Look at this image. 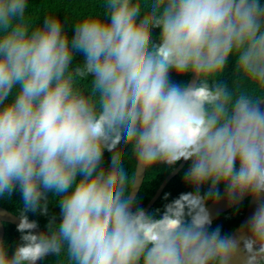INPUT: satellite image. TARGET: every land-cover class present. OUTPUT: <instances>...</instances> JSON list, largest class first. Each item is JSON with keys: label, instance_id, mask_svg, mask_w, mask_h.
Instances as JSON below:
<instances>
[{"label": "clouds", "instance_id": "9594fccd", "mask_svg": "<svg viewBox=\"0 0 264 264\" xmlns=\"http://www.w3.org/2000/svg\"><path fill=\"white\" fill-rule=\"evenodd\" d=\"M98 5L0 0V264H264V0ZM154 169L186 190L146 209Z\"/></svg>", "mask_w": 264, "mask_h": 264}, {"label": "trees", "instance_id": "16d2710c", "mask_svg": "<svg viewBox=\"0 0 264 264\" xmlns=\"http://www.w3.org/2000/svg\"><path fill=\"white\" fill-rule=\"evenodd\" d=\"M99 5L98 0H30V13L34 18H42L46 13H55L58 15H67L70 20H76L84 15L89 13L98 12ZM137 30L142 29V25L139 23L137 24ZM229 69H231V62L229 64ZM226 77L228 73L226 72ZM100 161L98 160V163ZM186 166V165H185ZM168 173L166 171H158L152 170L151 172L146 171L143 182L140 186V191H138L137 195H140L141 202L145 206L150 198L154 195L157 188L159 187L162 180ZM102 175V173H101ZM102 182V181H101ZM185 186L182 183L181 176L178 173L174 176L165 186L164 190L162 191L159 198L155 201L151 208L159 207L162 205L163 201L161 197L165 191L170 192L171 195L174 197L179 192L185 191ZM18 199V197L13 198ZM248 203H245L239 210V213L235 216L232 215V209L228 210L224 214L220 215L215 221V223H219L222 225L225 231L235 229L238 224L240 223L246 207ZM0 208L5 210H11L12 212L15 211L16 205L12 202H2L0 201ZM150 208V209H151ZM50 212H58V209L55 208L53 205L50 204L49 206ZM35 218L39 221L40 225L43 226L46 223L45 217H31ZM4 239L8 242L14 241L18 237V233L15 230V226L4 223ZM42 264H56L55 258L48 257Z\"/></svg>", "mask_w": 264, "mask_h": 264}, {"label": "water", "instance_id": "95a60500", "mask_svg": "<svg viewBox=\"0 0 264 264\" xmlns=\"http://www.w3.org/2000/svg\"><path fill=\"white\" fill-rule=\"evenodd\" d=\"M178 173H176L175 175L168 173L165 178L162 180V182L160 183L159 187L157 188L156 192L154 193V195L150 198V200L147 202V204L145 205L146 209H150L152 207V205L155 203V201L159 198V196L161 195L162 191L164 190L165 186L167 185V183L174 177L176 176ZM145 173L143 175V177L138 181L139 186H141L143 179H144ZM138 193V192H137ZM254 208V204H251L250 202H248L245 213L240 221V223L238 224L237 227H239V225L241 224V222L248 216L251 214V212L253 211ZM231 208L224 206V205H220L218 207V212L214 213L215 215V220L222 214H224L225 212H227L228 210H230ZM214 220V221H215ZM4 223H8L11 224L13 226L16 225L17 220L14 219L13 215L9 214V215H2L0 216V238L4 237ZM236 227V228H237Z\"/></svg>", "mask_w": 264, "mask_h": 264}]
</instances>
